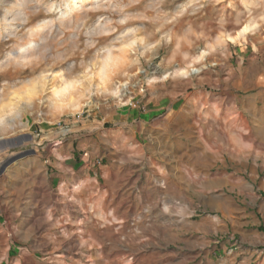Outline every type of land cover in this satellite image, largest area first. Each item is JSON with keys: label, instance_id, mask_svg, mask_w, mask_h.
I'll return each mask as SVG.
<instances>
[{"label": "rangeland", "instance_id": "obj_1", "mask_svg": "<svg viewBox=\"0 0 264 264\" xmlns=\"http://www.w3.org/2000/svg\"><path fill=\"white\" fill-rule=\"evenodd\" d=\"M11 1L0 0V128L20 126L30 119L34 125L50 127L52 117L59 114L79 116L82 104L94 110L100 93L117 101L116 116L105 126L122 117L121 126L136 125L137 131L154 122L165 127L153 133L159 138L156 157L143 167H116L107 179L105 170L111 167L113 155L100 142L95 145L99 160L79 180L75 177L84 162L77 158L78 168L68 166L71 154L55 166L57 175L47 166L40 168L42 161L35 152L0 163V264H25L26 260L32 264H119L118 250L108 243L112 233L116 229L127 233L147 222L154 201L164 194L160 187L165 179L169 187L178 185L191 164L200 162L202 168L214 169L209 155L217 154L224 137L240 152L252 146L248 138L264 139V0H78L68 16L64 11L72 0H15L23 19L14 22L11 15L5 20ZM35 17L41 18L38 25L32 23ZM10 22L15 26L13 33L4 31ZM104 41L108 46L93 56ZM196 44L199 54L193 55ZM166 48L182 54L174 59L183 62L169 79L180 81L190 73L195 77L187 95L175 101L164 96L157 109L156 100L145 106L137 104V98L129 99L131 85L110 86L118 74L128 79L137 65L147 67L148 57L150 63L159 64ZM110 51L118 58V66L104 82L97 76L96 65L101 66ZM203 65L212 67L200 70ZM140 76L146 88L153 82L150 73ZM66 85L72 89L58 98L55 91ZM152 86L158 88L154 82ZM93 91L97 96H92ZM45 94L47 109L37 101ZM11 97L17 98L16 104L9 102ZM197 101L206 105L204 124L196 111ZM169 104L178 116L165 120ZM180 122L183 125L178 126ZM169 141L185 143L188 152L199 141L203 158L199 160L191 151L180 160L178 170L165 154ZM260 179L264 180V173ZM101 215L112 222L105 225ZM234 243L221 241L228 248ZM213 247L223 252L222 247ZM216 251L212 257L219 255ZM175 258L160 254L161 264Z\"/></svg>", "mask_w": 264, "mask_h": 264}, {"label": "clouds", "instance_id": "obj_2", "mask_svg": "<svg viewBox=\"0 0 264 264\" xmlns=\"http://www.w3.org/2000/svg\"><path fill=\"white\" fill-rule=\"evenodd\" d=\"M18 8L19 2L10 4L5 20L8 15L14 18L17 12L13 14L11 10ZM40 22V17L32 21L36 25ZM107 46V41L101 42L92 55L95 56ZM192 53L199 54L198 44ZM177 55L182 54L166 48L159 64L150 63L152 58L148 57L145 60L147 67L137 65L128 79H123V73L118 74L110 86L125 88L131 85L129 99L137 98V104L145 106L156 100L158 109L162 97L171 96L175 101L177 96L187 95L188 87H194L192 80L195 77H191V73V78L185 77L180 81L169 79L172 71L182 66L183 62H175ZM170 56L172 59H169ZM211 67L203 65L200 70ZM96 68L99 70V62ZM141 72L150 73L158 88L152 86L153 82H148L146 88ZM96 83L93 81L94 86ZM169 88L172 91H168ZM92 96H97V92L93 91ZM37 101L47 109L49 96L45 94L43 99L37 97ZM9 102L16 104L17 98L11 97ZM20 103L26 107V102ZM116 104L117 101L100 93V98L92 106L94 110L82 104L79 116L59 114L52 117L50 127L34 125L30 119L20 126L0 128V163L21 153L35 152L42 161L40 168L47 166L57 175L55 166L62 163L63 156L71 154L73 159L68 166L78 168L77 158L80 163L84 162L75 177L79 180L93 161L99 160L95 145L100 142L107 145L113 155L111 167L105 170V179L108 172L116 167L125 169L126 166L130 168L136 164L143 167L146 161L150 162L157 156L159 138L153 133L165 125L154 122L147 128L139 127L137 131L136 125L121 126V117L105 126V121L116 116ZM196 104V111L200 112V123L204 124L206 118L203 108L206 105L202 106L200 101ZM171 115L172 107L169 104L168 116L164 119L167 120ZM96 116H102L103 119L98 120ZM138 137L145 142L142 143ZM223 139L225 143L220 145L213 157L214 169L203 167V175L186 171L179 184L171 187L168 179H165L160 187L164 189V194L154 201V211L147 222L138 224L136 229L127 233L119 229L112 233L108 243L112 250H118L119 264H161V253L176 257L166 264H192V261L201 257L203 259L200 264H205V261L207 264H257V261L264 264V260H261L264 257V180L260 179V174L264 173V139L257 142L255 138H248L252 146L243 152L233 147L228 137ZM205 151L210 149L206 148ZM217 178L227 179L218 182ZM100 219L104 220L105 225L112 222L102 215ZM221 241L235 243L232 248H228ZM213 245L222 247L223 252L212 257L216 251ZM252 256L256 257L255 261ZM15 264H19V261ZM25 264H32V261L26 260Z\"/></svg>", "mask_w": 264, "mask_h": 264}, {"label": "bare ground", "instance_id": "obj_3", "mask_svg": "<svg viewBox=\"0 0 264 264\" xmlns=\"http://www.w3.org/2000/svg\"><path fill=\"white\" fill-rule=\"evenodd\" d=\"M7 1H9V0H4V2H7ZM77 1L78 0H72V1H69V2L66 3V8H65V11H64V15L65 16H68L69 14L73 13L76 10ZM81 1H84V0H81ZM11 2H13V4H14L15 0H13ZM20 8H21V6H20ZM6 10L8 12L9 7L6 8ZM11 11H12L13 14H15L17 12L16 16L12 19V22L17 21V19L18 20L19 19L20 20L23 19L22 18V12H21V10L19 8L18 9H13ZM12 22H10V23H8V24H6L4 26V31L5 32H11V33H13V31H15V26L12 24ZM2 33H3V30L0 31V34L1 35H2ZM32 47L33 46H28L27 49H30ZM117 66H118V58L110 51L106 55L105 59L103 60L101 66H100V68H99V70L97 72V76L99 77L100 80L106 82V81H108V79L110 78V76L112 75V73L116 70ZM70 89H72L71 88V85H66L64 88L57 89L55 91V95L59 98L64 93L68 92ZM66 94H68V93H66Z\"/></svg>", "mask_w": 264, "mask_h": 264}, {"label": "crops", "instance_id": "obj_4", "mask_svg": "<svg viewBox=\"0 0 264 264\" xmlns=\"http://www.w3.org/2000/svg\"><path fill=\"white\" fill-rule=\"evenodd\" d=\"M254 111V110H253ZM173 115H176V116H178V114H176V113H172V116ZM133 116H134V113H133ZM177 120V119H176ZM141 123V122H140ZM143 123V122H142ZM180 125H183V124H181V122L180 123H178V126H180ZM159 134H161L160 132H159ZM161 136V138L162 137H164V135L163 134H161L160 135ZM163 141V140H162ZM164 142V141H163ZM182 143V142H181ZM197 143V145H198V147L196 148V149H193V150H191V151H193L194 153H197V156H198V158H199V160H201L202 158H203V155H202V150H201V143H199V141L198 142H196ZM165 144L167 145V150H166V152L165 153H167L166 154V156L167 157H169V158H171V160H173L174 162H175V164L177 165V169L178 170H180L181 168H180V160L182 159V158H187L186 156H187V154L189 155V153L191 152L190 150H189V152L186 150V149H188L187 147H186V145H185V143H182V144H179V143H177V145H175L174 144V142L173 141H169V142H165ZM165 147V146H164ZM214 155L215 154H210L209 156H210V160H213V157H214ZM174 164V165H175ZM190 168V170L191 171H193V172H199V170H201V168H202V164H201V162L199 163V165H194V164H191V166L189 167ZM224 179H227V178H217V181L218 182H220V181H222V180H224ZM216 254H219V250L217 249V251H216ZM263 260H264V257H263Z\"/></svg>", "mask_w": 264, "mask_h": 264}, {"label": "water", "instance_id": "obj_5", "mask_svg": "<svg viewBox=\"0 0 264 264\" xmlns=\"http://www.w3.org/2000/svg\"><path fill=\"white\" fill-rule=\"evenodd\" d=\"M12 161H13V160H10V161L4 163L3 166H2V168H4L5 166H7V165H8L9 163H11Z\"/></svg>", "mask_w": 264, "mask_h": 264}]
</instances>
